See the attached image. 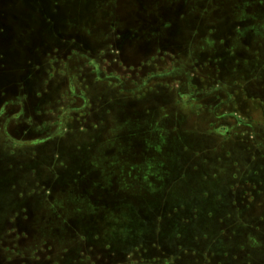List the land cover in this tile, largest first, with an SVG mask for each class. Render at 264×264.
<instances>
[{"label": "rangeland", "instance_id": "obj_1", "mask_svg": "<svg viewBox=\"0 0 264 264\" xmlns=\"http://www.w3.org/2000/svg\"><path fill=\"white\" fill-rule=\"evenodd\" d=\"M52 2L0 0V264H264V0ZM56 2L47 28L94 56H39L19 94L33 42L57 41L28 11Z\"/></svg>", "mask_w": 264, "mask_h": 264}, {"label": "flooded vegetation", "instance_id": "obj_2", "mask_svg": "<svg viewBox=\"0 0 264 264\" xmlns=\"http://www.w3.org/2000/svg\"><path fill=\"white\" fill-rule=\"evenodd\" d=\"M16 1L19 3L20 0H16ZM122 1H123L122 2L123 5H126V3L130 4L131 2L136 3L134 5L136 11H146V10L147 11H195L196 10L195 6L191 5V4H193L194 0H122ZM200 1H203V0H200ZM262 1L263 0H237L238 7H236L234 10L235 11H238V10H240V11H257V6L260 5L259 3H262ZM47 2L49 4L53 3L52 0H47ZM118 2H119V0H103V2L101 3V2H99V0H94V11L104 10L105 8H102L101 4H103V6H106V5L108 6V9H106V11H115L118 8ZM54 4H55V8L53 9V11L50 10L51 12L46 11V10H44L43 12H41V11L39 12L36 10V9H39V6L35 7V5L33 6L34 8L31 9L32 11H28V12H32V13L38 12L37 16L38 17L40 16V18H41L42 32H45V33L50 34V35H54L55 38L57 39V41L53 42V43L44 44V39H43L39 45H37L36 42H33L32 48L30 49V51H31V54H33L34 56L32 55L33 59L29 58V65H28L27 72L25 73V75L20 76L19 77L20 79L13 80V81H15L14 83L16 84V86L18 88L17 91L19 94L27 93L29 91L27 84H29V82L31 80H34L35 78L39 77L40 73H38V72L40 70V67H38V66L36 67V65L34 64L35 63L34 61H37L39 56H44L43 58H46V57L49 58V61L47 62L49 64V69L46 71L47 74L49 72L54 73L55 70L59 69L60 65L66 64V59H68V57H69V55L68 56L66 55V54H68V52L74 53L73 51H77L78 49H82L83 51H85L86 55H89L92 57L94 56V53H95L94 47H92V46L90 47V45H88V44H84V45L80 44L81 40L78 37H74L73 34L66 33L64 31L57 32V34H55V28L53 26L50 25V27L47 28V24L54 22V20H56V21L61 20L60 16H56L55 10L56 9L61 10L62 6L60 3H57V2ZM138 5H139V7H138ZM47 12H49V13H47ZM17 17L15 16L14 19ZM7 18H9L11 20L10 15H7ZM66 21L67 20L65 19L62 23L59 24V25H61V28L64 29L65 27L68 26L66 24ZM47 22H49V23H47ZM4 24L5 23H3V22L0 23V31H3V28H5V29L8 28ZM147 25L149 26L148 23H147ZM46 28H47V30H46ZM124 36L127 37L126 35H124ZM112 37H115L114 33L112 34ZM114 40L115 39H109L107 41V45L112 46V44H114ZM257 42H258V44L263 43L259 40H257ZM263 45H264V43H263ZM34 47L36 49H34ZM34 52L36 54H34ZM0 62H1V60H0ZM96 72H97V70H96ZM51 76H53V75L51 74ZM47 77H48V75H47ZM47 77L45 78V76H43L44 80L45 81L47 80V82H49L50 79H48ZM82 78L84 79V76ZM4 81L5 82L6 81L11 82V79L6 77ZM17 91L15 92L16 94H17ZM23 97L25 99V107L26 108H29L31 106V103L34 101H36V102L42 101V98H40L41 96L36 97V98H32L29 96H28L29 98L25 97V96H23ZM23 97H21V98H23ZM81 97L83 99L81 106L80 107L76 106V108H73L72 110H75L77 112L80 110H85L86 108L89 107L90 99H88L85 94L81 95ZM32 106H34V105H32ZM87 115H88V113H87ZM82 116H84V115L82 114ZM0 118H1V116H0ZM98 124H99L98 122L97 123L95 122L94 126H98ZM99 125H101V124H99ZM25 126H28V125L25 124ZM109 159H110L109 160L110 163H109V165H107L106 170L113 169L112 171L116 172L117 168L114 167V165H113V163H111V161L113 159H119V157H117V153H113ZM129 166H127V167L125 166L126 167L125 171L126 170L130 171ZM118 168L120 171V167H118ZM130 172H132V171H130ZM107 173H109V172H106V174ZM42 185H43L42 190L45 193H48L49 190L46 189L47 188L46 185L45 184H42ZM21 200L27 201V199H24V198L22 199L21 197H19V201H20L21 205H24V208H23L21 213L24 212V213L28 214L30 206L26 202H21ZM81 202H85V201L82 200Z\"/></svg>", "mask_w": 264, "mask_h": 264}]
</instances>
